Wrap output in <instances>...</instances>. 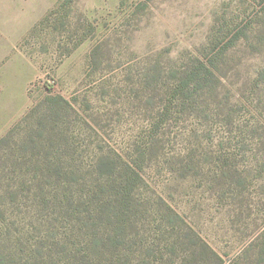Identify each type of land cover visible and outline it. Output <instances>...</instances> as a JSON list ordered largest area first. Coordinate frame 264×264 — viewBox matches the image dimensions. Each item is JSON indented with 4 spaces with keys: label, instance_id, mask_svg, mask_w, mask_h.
<instances>
[{
    "label": "rangeland",
    "instance_id": "1",
    "mask_svg": "<svg viewBox=\"0 0 264 264\" xmlns=\"http://www.w3.org/2000/svg\"><path fill=\"white\" fill-rule=\"evenodd\" d=\"M55 8L56 23L41 25ZM194 59L214 60L221 85L213 80L218 96L184 106L167 87ZM39 105L21 129L30 156L49 152L50 164L74 167L80 180L125 179L127 165L144 167L139 243L151 241L169 206L223 264H264V0H0V139ZM167 107L171 120L155 127ZM21 135L17 161L0 165V251L12 259L23 253L15 241L39 233L46 208L32 203L40 188L22 193L32 177L21 179L15 163L42 173L46 160L25 159ZM102 159L115 171L104 178L95 170ZM113 222L105 216L103 227ZM103 231L81 233L109 238ZM156 251L157 264L182 263V252ZM122 259L151 262L144 250Z\"/></svg>",
    "mask_w": 264,
    "mask_h": 264
},
{
    "label": "trees",
    "instance_id": "2",
    "mask_svg": "<svg viewBox=\"0 0 264 264\" xmlns=\"http://www.w3.org/2000/svg\"><path fill=\"white\" fill-rule=\"evenodd\" d=\"M58 13V9H52L41 22V25L55 24L56 20L54 21L52 18ZM194 60L196 61H194L191 69L186 71L182 77L178 78V76L175 79L178 81L172 88L167 87L166 95L173 98V101L182 99L183 105L184 102L197 101L198 98L205 95L209 97L218 96L216 88L221 85L218 69L213 67H216L214 60ZM213 80H217L219 84L217 87ZM40 108L41 105L33 109L5 137L0 139L1 167L17 161L19 154L15 150L17 138L22 134L21 129L31 127L30 121L40 111ZM170 111V108L167 107L166 113L164 112L156 119L154 126L160 128L164 122L171 120ZM21 136L25 139L24 146L21 148L22 152L25 151V159L38 157L46 160L45 165L40 169L42 173L37 171L35 167L29 168L26 161L15 163L16 171L20 168L24 170L21 179L25 175L32 177L24 180L25 191L22 193L31 194L36 189L39 191L38 188H40L41 193L35 195L32 203L37 201L45 204L46 208L40 214L42 228L38 227L39 233L29 232L27 244L20 242L21 239L15 241V244L23 250L22 255L16 257L14 254L12 259L5 251L2 253L0 251V264H134L131 261H123L122 257H139L143 250L146 257L151 259V262H146V264H157L153 258L156 250L163 256L165 254L174 256L182 252L179 259L182 262L180 264H202L203 261L206 263L215 261V264H223L221 256L169 206L171 215L164 216V224L160 229H151V233H154V236L151 235V241L147 242L146 245L139 243L138 239L141 238L142 234V229L138 224V216L142 206L139 205L141 201L139 185L145 184L144 180L141 179V172L144 171V167L140 163H134L133 167L129 166L130 164L126 166L125 179H75L74 167L61 168L50 164L49 152L46 157L35 152H31L30 156L29 147L25 146L28 144L30 134L27 135L24 132ZM51 155H54V152H51ZM142 157L143 155H141ZM95 170L99 171L102 178L115 172L113 165L106 163L104 159L100 160ZM85 172L86 168L80 166L77 169V176ZM60 176L65 177V179H59ZM87 180H93L95 183L91 184ZM16 196L18 198L17 193ZM262 207L263 209H260L264 211V205ZM105 216L114 219L110 229L107 226L103 227ZM60 219L69 225L76 226V230L66 231V229H62L57 224ZM95 222L97 224L93 226ZM95 228L104 229V236L109 238L98 239L96 235L90 236L81 233L83 230L86 232L87 229ZM42 229L45 230L42 231ZM70 231L75 234L80 233L79 237L83 240L79 244L74 242L69 234ZM127 231L134 237L126 234ZM41 235H48L50 240H43ZM158 239L164 244L163 248L156 245ZM83 241L85 244H82ZM110 242L111 244H109ZM31 244L32 246H30ZM76 246L84 249L78 251L79 253H74ZM196 248H200V255L197 254ZM108 254L114 258H110ZM62 256L64 258L61 259Z\"/></svg>",
    "mask_w": 264,
    "mask_h": 264
}]
</instances>
